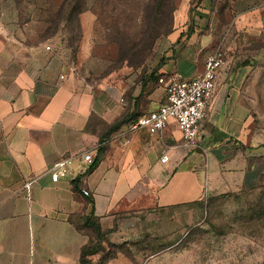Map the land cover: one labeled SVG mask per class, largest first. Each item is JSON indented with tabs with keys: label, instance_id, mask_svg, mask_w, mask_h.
Masks as SVG:
<instances>
[{
	"label": "crops",
	"instance_id": "crops-1",
	"mask_svg": "<svg viewBox=\"0 0 264 264\" xmlns=\"http://www.w3.org/2000/svg\"><path fill=\"white\" fill-rule=\"evenodd\" d=\"M196 35L157 69L160 78L202 72L209 38ZM46 46L10 35L0 12V264H80L81 248L94 239L91 228H76L81 217L92 213L107 232L121 227L123 215L199 210L259 169L244 141L252 124L244 65L227 58L220 68L192 150L173 120L157 134L128 128L164 103L163 83L93 85ZM85 152L98 157L94 166ZM63 157L72 158L67 175L53 182L49 169Z\"/></svg>",
	"mask_w": 264,
	"mask_h": 264
},
{
	"label": "rangeland",
	"instance_id": "rangeland-1",
	"mask_svg": "<svg viewBox=\"0 0 264 264\" xmlns=\"http://www.w3.org/2000/svg\"><path fill=\"white\" fill-rule=\"evenodd\" d=\"M0 12L10 35L49 45L93 85L155 81L151 70L193 34L208 35L205 54L220 47L244 65L252 119L244 141L259 169L199 210L121 216L90 264H264V0H0Z\"/></svg>",
	"mask_w": 264,
	"mask_h": 264
},
{
	"label": "built area",
	"instance_id": "built-area-1",
	"mask_svg": "<svg viewBox=\"0 0 264 264\" xmlns=\"http://www.w3.org/2000/svg\"><path fill=\"white\" fill-rule=\"evenodd\" d=\"M46 49H50L46 46ZM223 49L216 47L205 56L202 72L196 76L185 78L180 73L174 72L166 78H159L163 83L165 101L154 111L139 114L129 123V130L145 128L151 134L161 133L167 122L173 120L182 134L184 145L192 150L198 148L197 140L201 134L202 121L206 116L207 106L213 95L217 74L224 65ZM83 161L93 162L91 152H85ZM169 160L167 153H163L159 161L166 163ZM71 157L57 160L49 169L51 181L57 182L67 175ZM32 180L23 184L24 189H29ZM87 195L88 191L82 190Z\"/></svg>",
	"mask_w": 264,
	"mask_h": 264
},
{
	"label": "trees",
	"instance_id": "trees-1",
	"mask_svg": "<svg viewBox=\"0 0 264 264\" xmlns=\"http://www.w3.org/2000/svg\"><path fill=\"white\" fill-rule=\"evenodd\" d=\"M81 11H76L75 15H78ZM182 35V33L180 34V36ZM164 64V59H161L157 66H155L152 70H151V74L155 75V81L159 80V75L156 74L157 73V69ZM259 146L264 147V143L259 144ZM102 151V148L99 147L98 148V153H100ZM98 160V157L96 159H94L92 166H94L96 164ZM72 220V219H71ZM76 220V219H75ZM81 220V224H77V222L74 221L73 222L76 223V228H80L81 226L84 227H88L91 228L92 231L94 232V239L89 241L86 245H84L81 248L80 251V255H79V263L80 264H90L91 263V259L90 257L98 252H100L102 250L103 247V241L105 240V235L106 233L104 231L101 230L100 225L98 224V222L96 221L95 217L92 215V213H90L89 215L83 216L80 218Z\"/></svg>",
	"mask_w": 264,
	"mask_h": 264
}]
</instances>
